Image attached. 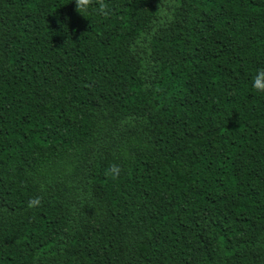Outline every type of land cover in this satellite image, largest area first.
I'll return each mask as SVG.
<instances>
[{
	"label": "trees",
	"instance_id": "16d2710c",
	"mask_svg": "<svg viewBox=\"0 0 264 264\" xmlns=\"http://www.w3.org/2000/svg\"><path fill=\"white\" fill-rule=\"evenodd\" d=\"M105 3L0 0V264H264V0Z\"/></svg>",
	"mask_w": 264,
	"mask_h": 264
},
{
	"label": "clouds",
	"instance_id": "9594fccd",
	"mask_svg": "<svg viewBox=\"0 0 264 264\" xmlns=\"http://www.w3.org/2000/svg\"><path fill=\"white\" fill-rule=\"evenodd\" d=\"M98 5L96 11L103 16H107L109 14V5L105 3V0H75V11L79 14H83L89 11V9L93 6V4ZM252 87L258 93H264V68L258 69L255 76L253 77ZM120 168L116 165H113L109 169V175L113 178H116L119 175ZM39 200H30L29 207L38 204Z\"/></svg>",
	"mask_w": 264,
	"mask_h": 264
}]
</instances>
